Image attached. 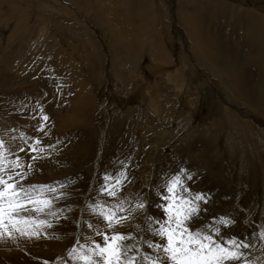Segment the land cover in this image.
<instances>
[{
    "label": "rangeland",
    "instance_id": "374dc122",
    "mask_svg": "<svg viewBox=\"0 0 264 264\" xmlns=\"http://www.w3.org/2000/svg\"><path fill=\"white\" fill-rule=\"evenodd\" d=\"M218 1L0 0V95L4 92V88L8 87L6 90L10 88L12 92L16 91L21 98L25 99L30 94L27 88L32 89L35 84L41 83L39 87H35L36 89L39 88V91L38 95L32 98L30 116L28 114L24 115L27 120L30 118L31 123L26 121L20 127L17 125L8 126L10 133L15 134L13 142L16 144L20 135H27V133H21V129L32 132V134L37 132L41 119L38 120L35 108L42 109V114L46 115L49 111L48 106L55 104V99L47 95L50 93V89H54V87L47 86L48 91L46 93L39 79H50L46 67L43 66V59L45 52L55 45V41L63 55L66 54L68 57L69 63L74 65L75 68H72L76 76H81L80 82L83 87L80 89L84 88L83 94L85 95L89 91V98L92 100L91 120L93 125L91 130L95 131L96 137H91L95 141L94 149L91 151L92 157L89 160L91 172L88 176L86 191L79 199L81 200L80 206L78 209L75 208L74 213L71 210L74 214L72 217L73 223L80 225V227H75L68 241L69 244L67 243V248L55 253L57 255L53 256L51 264H66L69 258L68 253L74 246L73 236L76 239H80L82 236L84 218L86 211H88L87 204L93 201L94 189L105 162L104 157L110 151L109 144L113 139L118 144L121 139L120 131H118L120 129L119 122H122L124 118L128 129L131 126L133 127L134 122L144 128L151 127L149 130H152V128L158 129L157 131H150L146 135L147 139L150 140L155 137V134L172 131L177 133L173 139L153 152L154 154L150 158V168H147V171L151 173L150 182L147 186L148 191L152 189L156 174L164 164L163 161L166 163L171 156L174 158L173 152L186 139L185 136L191 131L194 132L197 129L202 131L204 128V135L216 142L214 147L221 157L219 166L223 175L222 181L225 187L230 189L228 190L230 192L229 197L225 200L229 215L239 216L242 229L249 230L247 232L249 239L254 237L251 242V249L247 253L248 259L254 262L258 261V264L260 262L264 263V242L258 239V232L264 224V145H259L261 148L258 144H256V147L250 146L253 148H250V155L255 160L257 175L252 182V179L241 169L242 152L237 148L235 153L230 146L231 143L228 144L231 135L230 127L235 129L239 125L254 127L253 129L257 132L253 135H257L258 137H256L259 139L262 137L264 139V111L253 110L247 101L237 96L232 86L228 88L231 85L230 81L226 82L228 80L225 79L227 86H222L221 79L217 77L221 75V70L226 73L227 66L233 62L235 65L236 63L239 66L241 65L240 67L244 66L252 69L257 65V60H255L257 53L256 50L247 51L243 47L241 34L235 38L229 37L233 32L234 23L230 22L229 25H226V18L218 19L219 21L211 18L207 5L212 2L216 4ZM223 1L225 4L224 9H230L232 13H234L233 9L238 8L264 14V0ZM185 12H191L195 21H201L204 25L203 38L208 49L215 50L220 47L223 48V52L227 53V56L224 55L223 58L215 56V59L210 60V64L214 62L216 67L212 65L210 68V65L208 67L195 60L196 58L192 54L189 40L185 36L184 27L180 20L182 13ZM225 25L226 28H224ZM12 35L15 37L14 43L9 44ZM232 41L237 46L235 44L234 46ZM14 44L15 46H12ZM8 47L10 48V54L6 55L5 52ZM30 55L31 61L28 58ZM243 55L245 63L242 64L244 65L238 62ZM153 59L159 62L165 60L166 63L168 61V71L177 76V80L183 77L182 80L185 82L187 78L180 61L191 68L186 73L194 75L192 76L193 79L191 77L194 83H190L188 87L182 89V92H184L182 94L192 101L193 110H189L182 102L183 99L178 89L164 84L151 75L148 66ZM46 63L52 65V67L55 65L54 60H49ZM38 65L39 71H36L35 68ZM217 68L220 70H217ZM213 71L217 76L213 74ZM174 75L172 76L176 78ZM28 80L29 82H27ZM26 82L27 84H25ZM136 83L143 87L142 89L145 90L147 95H150L149 92L151 93V100L159 111L154 112L153 109L145 107L147 103L144 105L143 101L139 99L140 91L134 92L135 87H137ZM197 83L199 85L206 84V86L210 84L209 89L211 88L212 94L208 92L210 96H206L202 91H199ZM21 84L23 86L19 90L18 86ZM71 94L73 93H68V95ZM12 107H16L15 102L12 103ZM214 107L215 109L219 108V112L224 113L223 119L216 112H212ZM25 110H27V106L21 104L16 112L22 114ZM226 118L229 119L226 120L227 124L224 122ZM51 120L53 118H50L49 115L47 124ZM5 127L0 121V138L9 144V136L2 135L6 131ZM38 133L41 132L38 131ZM53 134L54 132H52ZM27 136L29 137V135ZM253 137L250 139L255 140L256 137ZM48 152L49 149L46 150V155ZM40 153L41 151H39ZM255 154H257V157ZM132 161L135 165V168L133 165L134 171L131 167L132 172L140 173L136 163L138 164V161L142 163V160L136 157ZM171 164L170 167L174 168L175 166H171ZM113 168L111 167V169ZM120 171L116 169V174ZM211 172L208 171L207 173L204 170L199 172V176L197 175L199 180H192V183L201 180V184L206 185L208 183L207 186L211 190L213 184L208 180L209 177L213 176V173L210 174ZM240 172L247 176L245 179L241 177L244 181H238L237 179L241 175L238 174ZM140 177L142 176L137 178L140 179ZM28 182L36 185H48L28 179L24 181L25 185ZM202 185H200L201 187L191 186V188H193V192L196 189L200 190L199 188L203 191ZM213 194L216 195V189L211 190L210 195L207 194L209 197L211 196V202L207 205L208 214L205 213L202 216V221H209L211 215V218L214 215L217 216L216 211L219 203H212ZM98 202L103 203L100 200ZM230 208L232 209L231 212ZM148 211L151 212V208ZM138 220L144 221L145 217L140 215ZM59 242L62 241L59 240Z\"/></svg>",
    "mask_w": 264,
    "mask_h": 264
},
{
    "label": "bare ground",
    "instance_id": "6f19581e",
    "mask_svg": "<svg viewBox=\"0 0 264 264\" xmlns=\"http://www.w3.org/2000/svg\"><path fill=\"white\" fill-rule=\"evenodd\" d=\"M224 5L225 4L223 0H219L218 2H216V4L212 2L210 5H207L208 10H210L209 12L211 13V15L210 13L209 15L211 16L212 19L214 18V20H218V19L221 20L223 18H226L225 21L227 23L226 25H229L230 22L234 23L233 32L232 33L230 32L231 35L229 37L235 38L239 36V34H241V37H243V47L247 51L249 50L251 51L252 49L256 50L257 54L255 56V60H257V65L254 66L252 69H250V68H245L244 66L240 67L241 65L239 66V64L237 63L235 65V63L233 62L234 64L232 63L229 64V66H227L226 73H223V71L221 70L222 72L221 75L218 76L215 75L214 71L213 74L221 79L220 82H222V86H227L225 84L226 81L225 79L228 80L226 82L230 81L231 85H229L228 88L232 86L236 91L237 96L247 101L248 104L252 106L253 110L264 111V14L258 11L241 10L238 8L233 9L234 13H232L230 9H224ZM193 16L194 15H192L191 12L182 13L180 20L184 27L183 31L185 33V36L189 40V44L192 49V54L196 58L195 60H198L200 64L203 63L205 66L207 65L208 67L210 65L211 68V66L214 65V62L210 64V60L215 59V56H218L219 58L220 57L223 58L224 55L227 56L226 55L227 53L223 52V48L220 47H218L215 50L212 49L213 51L211 49H208V47H206L207 44L203 38L205 31V29L203 28L204 25H202L201 21H197V20L195 21ZM226 25L224 26V28H226ZM14 38L15 37L12 35L10 38L11 42L9 44L14 43ZM234 44L236 45V43H233V45ZM12 46H15V44ZM5 53L6 55L10 54L9 47L7 48ZM28 58L31 61V55ZM44 59H43V66L46 67L48 71L47 75L52 81L48 78H44V79L39 78V79L42 82L44 86V91L46 93L48 91V87L50 88L54 87V89H50V93L47 95L48 97L52 96L55 99V104L49 105L48 106L49 111H47L46 113V115L48 117L50 115V118H53V120H51L50 122L52 124L50 123L47 124L46 131L44 133H38L37 131L34 134H32V132H27L21 129V133H27V135H29V137L32 138L33 142L34 139L37 137L42 141V145L40 146L39 149L41 153L40 154L38 153L41 156V158L35 162L34 164L35 171L29 173L28 180H31L33 182L44 183L48 185L58 186L61 182L67 185V188H65L64 191L66 193H69L70 195L66 200L57 202L56 209L58 211L60 209H63L62 215L67 216L68 220L66 221L64 219H60L58 223H55L52 229H47V233H48L47 238H41L39 240L21 238L16 241L8 239L7 237L0 239V264H44L45 261H48V264H51V262L53 261V256L57 255L55 253H57L58 251L60 252L61 250H63V248H67L68 246L67 243L71 237L72 232L75 229V227H73L74 224L72 219V217L74 216L73 213L75 208L78 209V207L80 206L81 200L79 199L80 196L83 195V193H85L86 191L85 188H86V184H88L87 183L88 176L91 172L89 160L92 157L91 151L94 149L93 147L95 146V141L91 137H96V133L95 131L93 132V130H91V126L93 125V121L91 120L92 100L89 98V91L87 92V94L85 95L83 94L84 88L80 89L81 87H83L80 82V79H82L80 78L81 76H76V73L73 70V68H75L74 65L69 63V59L66 56V54L63 55V53L60 51L59 45L57 44L56 41H55V45L45 52ZM49 60L55 61L54 67L46 63ZM164 61L163 62L161 61L162 62L161 63L153 59L150 65L148 66V71L152 73L151 75H153L154 78H158V80L163 82L164 84L170 85L174 89H178L180 96L183 99L182 102H184L185 106H187L189 110H193L192 101L190 99H187L182 94L184 93L182 92V89L188 87L190 83H194L192 81L193 79L192 76L194 75L190 73L189 74L186 73L191 68H189L188 65H184L182 61H180V63L182 64V70L185 73V77L187 78V81L186 82L183 81L182 80L183 77L177 80V76H175L173 73H170L168 71L169 68V66L167 65L168 61L167 63ZM70 62H71V57H70ZM238 62L240 64L245 63L244 55L238 60ZM214 66L216 67V65ZM215 67L213 68V70L215 69ZM35 69L36 71H39V65ZM217 70L220 69L217 68ZM172 75H174L176 78H174ZM188 78H190L191 80ZM27 82H29V80ZM27 82L25 84H27ZM35 85L32 89L26 87L28 89V92H30V94L25 99L21 98L16 91L12 92L10 88L6 90L8 87L4 88V92L0 95V121L4 126H6L5 127L6 131L2 133V135H4L5 137L9 136V140H8L9 144L13 145V147L16 145L13 142V137H15V134L10 133L8 126L17 125L18 127H20L21 125H24V122L26 121L27 123H31L30 118L29 120H27V117L24 115L28 114L30 116L31 114L30 104L32 98H34L35 95H38V91H39V88L36 89L35 87L37 86L39 87L41 83ZM136 85L137 87H135L134 92L137 93V91H140L139 99L143 101L144 105L145 103H147L145 107L148 109L149 108L153 109L154 112L159 111L151 100V96H150L151 93L149 92L150 95H147L145 93V90L142 89L143 87L139 86L140 85L139 83H136ZM21 86H23V84L18 86L19 90H21ZM209 86L210 84L206 86V84L199 85L197 83V87L200 89L199 91H202V93H204L206 96L207 95L210 96L208 92L211 93L210 91L211 88L209 89ZM68 93H73V94L68 95ZM13 102L16 103V107H12ZM21 104L27 106V110L22 112V114L16 112V109ZM212 109H213L212 112H216L217 115H219L222 119L224 118L223 117L224 113L219 112L220 110L219 108L215 109L214 107ZM35 114L38 120H40L41 116L43 115L41 110L38 108H35ZM226 120L229 119L227 118L224 119V122L227 124ZM132 125L133 127L131 126L130 129H128L127 125L125 124V118L122 122H119L120 127L119 126L118 127L120 129L118 131H120L121 139L118 137L120 139L118 144L116 143L117 141L114 139L109 144L110 151H108L104 157L105 162L103 163L102 172L99 175L98 182L94 189L92 202H98L100 200L105 204H115L114 200H111L110 198L103 196L100 193L99 189L102 187L103 177L106 174L121 179V177L119 176V172L118 174H116V169L118 171L126 170L128 178L131 181V183L127 184L125 187L123 193L125 197L131 199L133 196H137L139 193H144L146 198V194L148 191L147 186L148 183L150 182L149 179L151 178L150 177L151 173L147 171V168H150L149 166L150 158L154 154L153 152H155L156 149H159L161 145H164L169 140L173 139L177 133L176 131H172L163 134H155V137L152 140H150L147 139L146 135L150 131L156 130L155 128L149 130L151 129V127L144 128L143 126L136 125L135 122ZM230 128H231L230 129L231 135L228 144L231 143L230 146L234 152L237 150V148H239L238 150L242 152L243 161H242L241 169H243V172L246 175H248L253 182V178L255 179L257 175L255 171L256 170L255 160L252 157V155H250V148L254 146L256 147V144H258V146L259 145L263 146L264 139L263 137L259 139L257 138L258 137L257 135H253L256 134L255 132H257L253 129L254 127L250 128L239 125L235 129L233 127ZM52 132H54L53 135ZM203 132H205L204 128L202 131L197 129L194 132L192 131L189 132L188 135L186 134L187 135L185 136L186 139L183 140L182 143L180 142L181 144L178 147V149L174 150L173 152L174 158H172L171 156L169 160L166 161V163L165 161H163L164 164H162V168L156 174V180L154 182V185L163 184L170 176L176 174L178 169L187 170V172L193 176V180L195 179L199 180L197 175L199 176L198 173L203 170L206 171L207 173L208 171H212L210 174L213 173V176L209 177L208 180L211 182V184H213L211 190L214 191L216 189V195L213 194L211 200L212 203H216V202L219 203L218 209L216 211L217 216L216 215L213 216V217L215 216L218 217L222 214H229L228 211L229 209L226 208L225 206L226 205L225 200L227 199V197H229L228 194L230 192L228 190L230 189L225 187L222 181L223 175L221 174L222 171L220 172V166H219V164H221L220 163L221 157L218 153V150L215 149L214 147V144L216 142L210 138H207ZM253 136L255 137L257 136L255 140L253 139L254 141L250 139ZM43 145L45 148L43 147ZM259 148H261V146H259ZM47 149H49V152L46 155ZM18 154L26 162H31V161H27V157L25 156V153L21 152ZM255 156L257 157V154H255ZM136 157L142 160V163H140V161H138V164L136 163V167L138 166L139 168L138 172L140 171V173L138 174L136 172H132L134 165L132 159H135ZM170 164L171 166H175V167L171 168ZM111 167L114 168L111 169ZM238 174H241L240 176L238 175L239 176L237 178L238 181H244L243 179L247 177L244 176L242 172ZM139 176L142 177H140L139 179L137 178ZM241 177L244 178L242 179ZM144 179L146 180L145 182L143 181ZM29 184L36 185L35 183H30V182H28L26 185ZM190 184L192 187L193 186L199 187L200 185H202L201 180L199 182L193 181V183L191 181ZM207 184L208 183H206V185L205 184L202 185L203 191L201 190V188H199L200 190L196 189L194 193L203 192L206 195L207 194L210 195L211 190L210 187L207 186ZM151 198L152 201H155L154 196ZM69 208L73 210V213L68 210ZM231 211L232 209L230 208V212ZM151 213L154 216H161L160 210L154 206L151 208ZM206 214H208V212ZM90 216L91 213L89 211H86V215L84 218L85 222L88 221V218ZM211 216L208 219L209 221L213 218V217L211 218ZM139 218L140 215H137L135 217V219H139ZM236 218L240 221L239 216H237ZM69 221H71V223H69ZM91 222H95V221L93 220ZM262 228H264V224H262V226L260 227V229ZM104 230L105 229L103 228V226H101V231ZM130 230L131 228L127 225V223L125 224L124 227H119L116 229V231L121 233H127ZM248 231L242 229V224L239 223L235 228L231 230H225V234L226 235L235 234L237 236H242L245 240L252 242L254 237H251L249 239V234L247 233ZM88 232L89 230L84 228L82 235L87 236ZM95 239L99 240L100 238L95 237ZM59 240H61L62 242H59ZM82 243H84V241H82ZM246 251L247 253L249 252V250ZM148 254L149 256L153 255L151 251H149ZM252 262L253 264H258V261L254 262L252 260ZM66 264H69V258L67 259ZM259 264L262 263L260 262Z\"/></svg>",
    "mask_w": 264,
    "mask_h": 264
},
{
    "label": "snow or ice",
    "instance_id": "6c2138e0",
    "mask_svg": "<svg viewBox=\"0 0 264 264\" xmlns=\"http://www.w3.org/2000/svg\"><path fill=\"white\" fill-rule=\"evenodd\" d=\"M40 119L37 131L44 133L49 117L42 115ZM41 145L38 137L33 142L27 135H20L14 147L0 138V239L47 238V229L60 219L68 220L62 215L63 209H56L57 202L70 195L64 191L67 185L24 184L41 158ZM21 152L31 162L18 154ZM119 176L121 179L106 174L99 189L115 204H87L91 216L83 227L89 232L80 239L73 236L69 264H253L246 251L251 249V241L225 234L241 221L229 214L202 221L210 197L193 192V176L187 170L178 169L163 184L154 185L146 198L144 193L131 199L125 197V187L131 181L126 170H121ZM153 196L155 201L151 200ZM153 206L161 216L148 211ZM137 215H143L145 220L135 219ZM126 223L131 228L129 232L116 231ZM258 239L264 242V228L258 232ZM149 251L153 255L149 256Z\"/></svg>",
    "mask_w": 264,
    "mask_h": 264
}]
</instances>
